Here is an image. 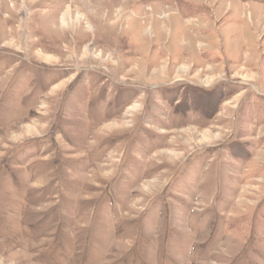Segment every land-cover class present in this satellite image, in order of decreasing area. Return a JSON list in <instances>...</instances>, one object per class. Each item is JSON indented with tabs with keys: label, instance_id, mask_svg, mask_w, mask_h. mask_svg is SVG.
<instances>
[{
	"label": "rangeland",
	"instance_id": "rangeland-1",
	"mask_svg": "<svg viewBox=\"0 0 264 264\" xmlns=\"http://www.w3.org/2000/svg\"><path fill=\"white\" fill-rule=\"evenodd\" d=\"M0 264H264V0H0Z\"/></svg>",
	"mask_w": 264,
	"mask_h": 264
}]
</instances>
